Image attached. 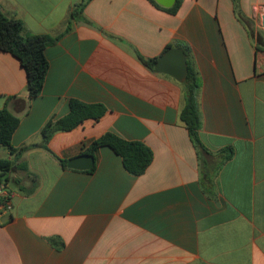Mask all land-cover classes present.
Wrapping results in <instances>:
<instances>
[{
    "label": "crops",
    "instance_id": "1",
    "mask_svg": "<svg viewBox=\"0 0 264 264\" xmlns=\"http://www.w3.org/2000/svg\"><path fill=\"white\" fill-rule=\"evenodd\" d=\"M83 1L0 0L27 33L60 36L33 99L20 61L0 50V110L20 120L12 147H29L28 172L11 174L12 209L0 211V264H264V0H240L244 21L233 0H184L176 14L151 0H90L72 19ZM167 46L198 77L204 150L180 118L182 83L138 59ZM73 99L106 113L55 133L50 151L68 162L113 132L152 149L143 175L110 147L89 170L41 147ZM14 157L0 146V159Z\"/></svg>",
    "mask_w": 264,
    "mask_h": 264
},
{
    "label": "trees",
    "instance_id": "2",
    "mask_svg": "<svg viewBox=\"0 0 264 264\" xmlns=\"http://www.w3.org/2000/svg\"><path fill=\"white\" fill-rule=\"evenodd\" d=\"M90 0L76 4L71 12L72 19L81 17L83 10ZM156 6L166 10L170 14H176L184 0H176L170 8L158 5ZM234 10L240 20L244 21L240 11V0H233ZM71 28L70 24L67 29ZM60 36L50 35H32L26 32L23 23L20 20L9 18L0 9V50L11 54L18 59L27 75V91L30 99L38 97L44 88L48 72V59L46 48L59 40ZM170 48L167 46L164 53ZM264 49V48H262ZM163 53V54H164ZM138 59L150 70L154 71L159 57L146 59L140 54ZM184 92V105L180 112V118L184 123L189 137L194 146L199 150L205 147L201 141L200 130L202 127L201 114L197 102V92L199 89V80L196 72L189 67L185 81L181 84ZM106 113V107L102 104H85L79 100H71L69 113L55 121H49L42 129L43 143L41 147L52 153V155L66 168L67 161L59 158L48 148V143L57 132H68L80 126L85 120H99ZM20 120L7 108L0 110V146L6 147L11 154H15L13 159H0V183L12 182L11 174L13 172H28V166L25 162L19 161L22 151L28 149L25 147L19 151L12 147V137L18 128ZM101 147H110L118 154L124 163L126 170L133 176L143 175L154 159V153L150 147L142 142L128 141L113 132H107L100 138L91 142L86 150L92 156ZM14 183V180H13ZM35 176L31 188L26 193H32L36 187ZM52 242L57 246H62L56 240Z\"/></svg>",
    "mask_w": 264,
    "mask_h": 264
},
{
    "label": "water",
    "instance_id": "3",
    "mask_svg": "<svg viewBox=\"0 0 264 264\" xmlns=\"http://www.w3.org/2000/svg\"><path fill=\"white\" fill-rule=\"evenodd\" d=\"M165 8L172 7L176 0H155ZM264 26V18H263ZM155 71L168 74L174 77L178 82L183 83L188 73L186 54L182 48L168 49L158 60ZM94 165V156L82 154L67 162V167L77 170H89Z\"/></svg>",
    "mask_w": 264,
    "mask_h": 264
},
{
    "label": "built area",
    "instance_id": "4",
    "mask_svg": "<svg viewBox=\"0 0 264 264\" xmlns=\"http://www.w3.org/2000/svg\"><path fill=\"white\" fill-rule=\"evenodd\" d=\"M256 10L263 25L264 5L257 7ZM9 184V182L5 181L0 183V211L2 213L8 212L12 209L11 190Z\"/></svg>",
    "mask_w": 264,
    "mask_h": 264
}]
</instances>
